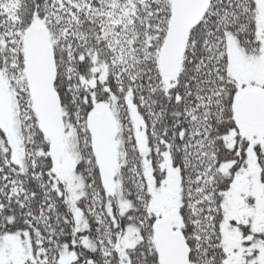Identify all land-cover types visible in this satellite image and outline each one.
<instances>
[{"label":"snow or ice","instance_id":"obj_1","mask_svg":"<svg viewBox=\"0 0 264 264\" xmlns=\"http://www.w3.org/2000/svg\"><path fill=\"white\" fill-rule=\"evenodd\" d=\"M0 264H264V0H0Z\"/></svg>","mask_w":264,"mask_h":264}]
</instances>
